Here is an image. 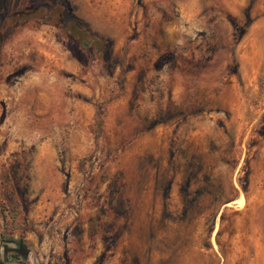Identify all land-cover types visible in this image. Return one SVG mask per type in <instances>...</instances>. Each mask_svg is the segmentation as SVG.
<instances>
[{
	"label": "rangeland",
	"instance_id": "374dc122",
	"mask_svg": "<svg viewBox=\"0 0 264 264\" xmlns=\"http://www.w3.org/2000/svg\"><path fill=\"white\" fill-rule=\"evenodd\" d=\"M0 264H264V0H0Z\"/></svg>",
	"mask_w": 264,
	"mask_h": 264
},
{
	"label": "trees",
	"instance_id": "16d2710c",
	"mask_svg": "<svg viewBox=\"0 0 264 264\" xmlns=\"http://www.w3.org/2000/svg\"><path fill=\"white\" fill-rule=\"evenodd\" d=\"M49 8L46 12L41 14V17L51 15L52 13H56L55 10L58 12V8ZM32 13L29 12H19L16 16V19L27 17ZM64 32L67 35H71L75 38H78L80 43L85 46H96L100 47V40L97 39V35L93 33L89 28H86V26L79 24L78 22L75 21L74 18L69 19L66 23L65 26L63 27ZM20 253H23V248H20ZM25 254V252H24ZM24 256L23 254H21Z\"/></svg>",
	"mask_w": 264,
	"mask_h": 264
},
{
	"label": "bare ground",
	"instance_id": "6f19581e",
	"mask_svg": "<svg viewBox=\"0 0 264 264\" xmlns=\"http://www.w3.org/2000/svg\"><path fill=\"white\" fill-rule=\"evenodd\" d=\"M239 200H242V199H239ZM243 201V200H242Z\"/></svg>",
	"mask_w": 264,
	"mask_h": 264
}]
</instances>
